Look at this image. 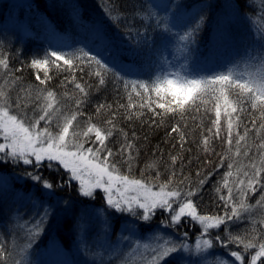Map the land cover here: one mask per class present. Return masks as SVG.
<instances>
[{
	"label": "snow or ice",
	"instance_id": "snow-or-ice-1",
	"mask_svg": "<svg viewBox=\"0 0 264 264\" xmlns=\"http://www.w3.org/2000/svg\"><path fill=\"white\" fill-rule=\"evenodd\" d=\"M245 6L256 8L255 13L246 14V18L261 34L260 50L224 71L210 74L162 70L150 81L129 79L116 58L111 61L105 58V54L111 56L107 46L98 45L95 50L85 46L68 53L46 51L43 57L31 59L28 67L34 70L38 81L33 85L25 84L23 77L16 75L23 72V67L11 68L8 55L0 52V140L3 141L0 142V161L10 159L32 166L34 171L26 172L25 176L47 190L48 195L54 193V188L70 186L75 181L81 196L94 198L96 191L100 190L109 209L116 213H129L146 224L159 209L170 213L167 221H161L166 227L179 225L185 217L201 226L194 246L185 242L187 232L183 233L184 239L176 240L159 230H152L149 235L135 241L121 233L114 251L121 241H130V250L124 254L121 264H168L171 260L183 264V255L177 259V254L194 252L215 256L214 251H210L215 247L214 241L225 248L234 244L242 249L230 252L234 260L220 259L218 264H245L246 256L250 257L249 264H264V0H259V3L257 0H245ZM104 10L113 25L125 19L114 4L105 5ZM135 16L145 21L155 17L158 27L161 22L155 12L142 15L137 11ZM204 20L205 17L200 16L178 35L184 51L195 43V36ZM164 28L171 32L166 23ZM125 35L134 48L142 42L148 43L146 31L128 27ZM102 39L106 41L107 38ZM51 69L70 74L61 81L65 88L61 94L47 86L53 78L49 74ZM85 69L89 70L88 76L96 78V90L110 77L114 83L123 86L127 97V104H117L115 111L112 105L101 103L96 106L97 116L109 114L102 124L93 123L91 116L85 121L79 120L84 115L81 109L94 87L87 80L81 83L83 76L79 80L76 78V72L84 73ZM69 84L73 86L72 93L67 91ZM14 91L15 96L12 95ZM120 109L124 110V117L128 120L144 116L146 109L152 113V124H156V117L163 124L169 115L184 120L188 113L207 115L214 112L215 118H210L211 127L203 128L202 119L198 127L202 128L200 143L204 152H214L213 140H221L225 145V151L218 154L220 163L217 167H224L226 163L227 171L214 188L218 199L223 202L225 211L222 215L200 214L192 199L207 182L210 172L203 177L197 172V177L201 178L195 187L191 186L189 177L178 180L175 170L163 182L159 180V171L154 179H146L144 172L140 177L132 175L135 144L128 139V134L120 129L124 143L116 153L106 143L116 131L114 121ZM173 133L179 136L183 149L186 134L179 122L172 126L168 135ZM125 153L126 156L123 155ZM116 155H122V161L116 162ZM170 159L175 165L182 157L175 155ZM121 163L127 165L126 172L121 171ZM156 167L155 162L145 165L146 170ZM42 168L49 172L63 169L67 178L58 177L55 181L45 178L42 172L36 171ZM257 193L259 196L255 203H250L251 197ZM64 203L67 205L68 202ZM32 207L36 210L34 217L28 220L20 217L16 222V227L24 232L23 244L11 232L7 239L0 233V264H29L28 250L53 216L52 206L38 197ZM257 208L262 210L259 217L252 215ZM96 212L104 217L102 225L107 234L114 224L105 216L104 209ZM245 218L249 227L242 232L234 234L228 230L229 222ZM222 225L225 237L222 239L216 235L211 238L210 230L219 229ZM204 259L206 261L207 258Z\"/></svg>",
	"mask_w": 264,
	"mask_h": 264
},
{
	"label": "trees",
	"instance_id": "trees-1",
	"mask_svg": "<svg viewBox=\"0 0 264 264\" xmlns=\"http://www.w3.org/2000/svg\"><path fill=\"white\" fill-rule=\"evenodd\" d=\"M113 4L118 6L119 11L125 16L118 25L110 23L104 10L105 5ZM137 11L142 15L155 12L156 17H159L161 21L159 27L155 17L145 21L142 17L135 16ZM255 11V6H245V0H111V4L109 0H33L25 5H12V7L9 6L8 1L0 0V52L8 55L11 68L23 67V72H18L16 75L22 76L25 84L36 85L38 81L35 80L34 70L28 67L31 59L43 57L46 51L60 50L68 53L80 47L86 46L95 50L98 45H106L111 56L105 54V58L109 61L116 58L118 66L128 73L129 79L150 81L163 70L162 60L155 54L156 46L164 40L167 33L172 34L174 28L190 26L200 16H204L205 20L195 36V43L190 45L187 51L183 49V54L174 55L172 63L177 64L179 58L185 57L186 65L192 73L210 74L224 71L227 67L241 62L260 50L261 34L255 31L254 25L246 18V14L253 15ZM8 17H15L16 21L27 19L20 27L6 28L5 23ZM165 23L168 28L172 26L171 32L165 30ZM128 27L146 31L148 43L142 42L138 48H134L125 35ZM218 34L225 35L224 40L228 37L235 42V47H225L226 50L220 54L215 53L216 46L222 45L224 41L215 40ZM103 37L107 38L106 41L102 39ZM230 49L236 51L231 58L227 55ZM221 54H226V58L222 59ZM120 61L123 63L120 64ZM88 71L85 69L84 73L76 72L78 80L83 76L81 83L87 80L94 86L81 109L84 115L79 117V120L85 121L91 116L93 123L102 124L109 118V114L102 113L97 116L96 106L101 103L112 105L115 111L117 104H127V97L123 86L114 83L110 77L105 85L96 90V78L88 76ZM49 74L53 78L48 83V88L58 94L63 93L65 88L61 86V81L70 74L56 69H51ZM67 91L72 93L73 86L69 84ZM12 95L15 96L16 92L14 91ZM157 111L160 110L157 109ZM28 112L31 114V108ZM119 112L114 121L117 126L116 131L106 143L116 153L124 143L120 129L128 134V139L135 144L132 175L140 177L141 172H144L146 179H154L156 172L159 171V180L163 182L169 178L172 170H175L178 180L189 177L191 186L195 187L198 179L210 172L207 182L192 199L200 214H223L225 211L223 202L218 199L214 188L227 171L226 163L224 167H217L220 163L218 154L225 151V145L221 140H213L214 152H204L200 143L202 128L198 127L201 119L203 128L211 127L210 118H215L214 112L207 115L202 112L188 113L184 120H180L178 116L174 118L169 115L163 124H160L159 117L155 118L156 124H152V113L146 109L144 116L132 120L125 119L123 109ZM193 116L196 118L192 119ZM177 122L186 134L183 149L176 133L168 135ZM185 124L186 127H184ZM123 155L126 156V153ZM175 155H179L182 159H178L176 164L172 165L170 156ZM114 159L120 162L122 155H116ZM154 162L157 164L155 169H145L146 164ZM120 167L121 171H127L126 164L121 163ZM31 171H34L32 166H23L21 162L16 163L10 159L0 161V233H3L2 238L7 239L11 232L20 244L24 243L22 239L24 232L16 227V222L20 217L28 220L36 215L32 204L37 197L51 205L53 209V216L47 222L45 231L34 240L32 248L28 250L29 264L34 263L33 260L38 257L41 249L45 247L48 240L53 238L67 250L80 240L91 244L92 250L97 248L99 240L107 241L108 247L115 241L116 231L122 221L107 207V204L105 205L103 193L96 192L93 199L84 198L77 191V184L73 183L71 189L65 188L64 191H60L54 188V193L48 195L39 184L25 176L26 172ZM36 171L42 172L45 178L54 181L58 177L67 178L63 169H59L58 174L49 172L47 168ZM197 172L201 173V177H197ZM223 193L226 194V190H223ZM258 196L259 193L251 197L249 202L255 203ZM65 201L68 202L67 205ZM6 207H9L13 214L7 213ZM97 209H104L105 216L113 222L114 226H118V228L113 227L115 233L112 236H110V230L107 234L105 233L102 225L104 217L97 215ZM261 211L257 208L252 215L259 217ZM139 221L142 222L140 219ZM155 227H157L156 222L148 228L140 226V230L147 232ZM247 227H249L247 218L237 221L233 229L234 234L242 232ZM192 228V225H188L187 233L193 234ZM172 234L171 230L166 233L170 236ZM84 235L85 237H81ZM9 246H12L11 241ZM98 254L101 256L96 257L90 254L86 264H121L124 256L123 253L115 256L110 254L109 248ZM168 264H177V260H171Z\"/></svg>",
	"mask_w": 264,
	"mask_h": 264
},
{
	"label": "rangeland",
	"instance_id": "rangeland-1",
	"mask_svg": "<svg viewBox=\"0 0 264 264\" xmlns=\"http://www.w3.org/2000/svg\"><path fill=\"white\" fill-rule=\"evenodd\" d=\"M5 1H8L9 6L12 7V5H17V6L25 5L33 0H5ZM26 19L27 18L22 19L21 21H16L17 19L15 17L13 18L8 17L7 22L5 23V27L6 28H13L16 26L20 27L22 26V22H24ZM188 27L189 26L184 27V28L183 27L174 28V31L172 32V34L167 33L164 40L156 46L157 49L155 48L156 49L155 54H157V56L161 58L164 71H180L182 73H189V74L192 73L186 65L187 63L185 62V57L179 58L177 64L172 63L174 55L183 54V45L181 42L178 41L177 37L179 34H182ZM171 28L172 26L170 27V29ZM224 39H225V35L218 34L216 35L215 40L218 42ZM225 47L234 48L235 42L231 41L227 37V39L222 42V45L216 46L214 52L217 54H220V52H222L223 50H226ZM228 52L229 53L227 55L229 56V58H231L232 54H234L236 51L235 49H230L228 50ZM225 56L226 54H221L222 59H225L226 58ZM0 142H3V141L0 140ZM23 166H28V165L23 164ZM55 173L58 174V172H55ZM73 183H76V182L73 181L70 186L65 185L63 188H58V189L60 191H64L65 188L71 189ZM44 191L47 192V190H44ZM96 192H101V191L97 190ZM84 198H88V197H84ZM88 199H93V198H88ZM105 205H106V202H105ZM110 210L114 211L112 209ZM5 211L7 213H11V210L9 207H6ZM139 211L141 210H138V212ZM115 214L118 216V218H121L122 224L120 223L121 225L119 228L117 225L114 226L115 228H118L116 231L117 236H116L115 241L111 245H109V247H108L107 241L101 242V240H99V243H97V248L95 250H92L91 244L86 243L84 240H80V241H76L70 250H67L55 238H53V239L48 240L45 247L41 249V251L38 254V257H36L33 260L34 262L33 264H86L88 263V258H90V254L96 257H100L101 254H98V253L102 251H107L108 248L110 249V254L114 256L116 254L118 255L119 253H123L122 255H124L130 250V241L128 240L121 241L119 247L115 248V251L113 250L114 247L117 245V239L121 233L123 234V236L131 237V240L135 241L141 236L149 235L152 230H159L160 233L165 234V235L169 230H171L173 231L172 237L176 240H181V239H184L183 233L187 232V229H186L187 226L192 225L193 228L191 229V232L193 231L194 232L193 234L188 233V236L185 242H187L190 246H194L195 240L201 232V226L197 222L192 221L188 217L183 218L181 223L177 226H167L166 227L165 224H162L161 220H159L157 217H159L160 219H163L164 221H167L170 217V213L165 212L163 210H159V209L156 211V215L147 224L146 222L142 220H141L142 222H140L136 216H133L126 212L125 213L115 212ZM155 222L157 223V227H155L154 229L150 231L147 230V232H142L140 230V226L148 228L149 225H153L155 224ZM125 223H126V227L124 226ZM235 226H236V222L228 223V230L234 233L233 229H235ZM114 233L115 232L113 231V228L110 229V236H112ZM216 235H220L222 239L225 237L226 233H225V227L223 225L219 229L210 230L211 238H214ZM81 237H85V235ZM206 238H209V237H206ZM214 245H215L214 249L210 251H214L215 256H210L207 253L197 254L193 252V253L177 254V259L179 258L180 255H183L184 257L183 264H218V261L220 259H223L225 261L234 260V258L230 256L231 251L242 250V249H238L237 246L234 244H229L227 248H225L219 242L214 241ZM205 257L207 258L206 261L204 259ZM249 261H250V257L246 256L245 264H249ZM237 264H239V262H237Z\"/></svg>",
	"mask_w": 264,
	"mask_h": 264
}]
</instances>
